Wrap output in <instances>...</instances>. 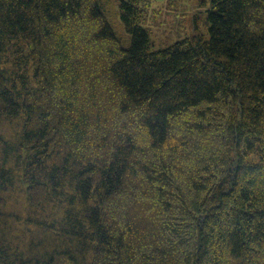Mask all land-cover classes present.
Returning <instances> with one entry per match:
<instances>
[{
  "label": "trees",
  "instance_id": "obj_1",
  "mask_svg": "<svg viewBox=\"0 0 264 264\" xmlns=\"http://www.w3.org/2000/svg\"><path fill=\"white\" fill-rule=\"evenodd\" d=\"M145 4L0 0V264H264V0Z\"/></svg>",
  "mask_w": 264,
  "mask_h": 264
},
{
  "label": "rangeland",
  "instance_id": "obj_2",
  "mask_svg": "<svg viewBox=\"0 0 264 264\" xmlns=\"http://www.w3.org/2000/svg\"><path fill=\"white\" fill-rule=\"evenodd\" d=\"M151 2L144 9V28L150 33L154 49H165L177 42L192 38L196 34L206 33L208 11L211 0H149ZM207 1V2H206ZM109 19L120 37L123 33L109 15Z\"/></svg>",
  "mask_w": 264,
  "mask_h": 264
}]
</instances>
